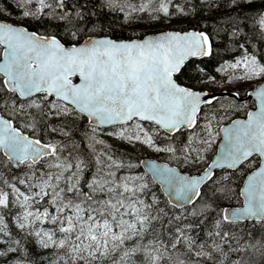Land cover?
<instances>
[{
    "label": "snow or ice",
    "instance_id": "6c2138e0",
    "mask_svg": "<svg viewBox=\"0 0 264 264\" xmlns=\"http://www.w3.org/2000/svg\"><path fill=\"white\" fill-rule=\"evenodd\" d=\"M226 2L228 12L221 20L244 53L227 67L240 70L236 79L259 80L264 63L240 38L241 28L248 27L242 22L250 20L264 39V11L254 16L242 11L253 0ZM18 3L24 19L57 21L71 42L0 19V234L8 238L0 257H11L6 264L34 261L5 217H15V227L47 252L44 264H226L229 253L250 248H258L264 258V241L242 246V238L232 232L246 222L264 226V84L249 93L257 110L221 127L224 116L201 113L215 98L175 79L190 57L213 54L210 33L166 31L118 40L90 34L96 25L89 27L88 19L95 13L87 10L86 0ZM201 3L209 10L224 8L217 0ZM104 6L126 17L147 12L157 21L198 11L190 0L183 5L174 0H141L138 5L104 0ZM77 120L86 126L74 129ZM178 133H187L179 147L173 139ZM101 135L166 153L185 166L204 167L192 175L144 162L149 179L135 172L140 163L118 158ZM221 135L209 162L207 153ZM153 185L168 197L165 206ZM172 210L183 211V217ZM164 218L169 225L181 222L169 243L152 229ZM206 220L212 230L198 242L191 233ZM150 232L154 238L145 243ZM180 245L184 251L173 257L169 247ZM231 264L248 261L239 258Z\"/></svg>",
    "mask_w": 264,
    "mask_h": 264
},
{
    "label": "trees",
    "instance_id": "16d2710c",
    "mask_svg": "<svg viewBox=\"0 0 264 264\" xmlns=\"http://www.w3.org/2000/svg\"><path fill=\"white\" fill-rule=\"evenodd\" d=\"M80 2L83 3L85 2V0H80ZM121 2H123V0H121ZM174 2L183 5L186 3V0H174ZM190 2L191 4L196 5L198 8V11L195 15L185 17L177 14L170 20L161 19L157 21L153 20L151 18V15L147 12H135L131 17H126L125 13L104 6V0H86L87 10L95 13V15L90 16L88 19L89 27H91L93 23L96 25V31L90 34L100 36L107 35L113 39L124 40L141 38L145 35L155 34L157 32L167 30L184 31L189 29H196L199 31H206L210 33V38L214 41L213 54L208 58L193 60L187 63L181 73L177 76V80L181 83H185L191 86L192 88H208L214 90V87L217 84L223 83L228 79V77L220 75V67L226 63L235 62L236 60L241 58V56L244 54L243 49H241L238 44L233 42V38L230 35L231 29L228 23L221 20V17H225L228 12L229 5L227 4L226 0H217L218 3L224 5L223 10H209L201 3V0H190ZM0 3L4 4V1L1 0ZM4 10L5 8L0 6V17H2L1 14L4 12ZM191 10L192 9L189 8V11ZM242 11L248 13L250 16H254L258 12L264 11V0H253V2L249 5H246L242 9ZM242 23L248 24V27L241 28V31L242 33H244V35L240 39L244 42V48H246L249 53L255 54L257 58L260 59L262 63H264V39L261 38L257 28L252 25V22L250 20L244 21ZM58 24L59 22L57 21H50L45 19L44 17H41L40 20H38L37 24L30 26V28L41 34H59L63 42H65L66 44L70 43L71 41L64 34V31L66 30L61 31V29L57 27ZM169 24H178L181 26H174L172 29L157 28L161 25ZM100 29H103V31H101ZM142 29L148 30L142 31ZM127 30H133L134 32H130ZM253 88L254 86H249L228 91L236 92L240 97H244L246 93ZM236 105H239L238 110H230L233 106ZM254 108V102L239 104L233 99L224 98L216 102L214 105L207 107V109H205L203 113L208 112L211 114V112L214 111L219 116L225 117L224 121L222 122V124H225L235 118L245 117L246 112ZM85 126L86 125L84 124L83 120H77L73 124L74 129ZM149 126L152 127L151 125ZM173 139L176 145L179 147L182 142H186L187 133H185L184 135L178 133ZM77 140H80V136H77ZM162 142L163 141L161 139H157V143ZM105 143L111 145L112 150H114L118 158L130 159L133 163H140V161L144 158H151L166 162L170 165L178 167L184 172L189 173H198L199 170L204 167V164H202L196 170H192L193 167L185 166L181 160L173 159L166 153H151L144 150L143 148H140L139 146H137L136 149H128L122 146H116L115 144H112L110 142ZM97 147L101 151L103 150V146L98 145ZM81 149L83 150V144H81ZM215 153L216 147L212 150L211 153L207 155V157L209 158V162L215 155ZM135 172L145 174L141 167L135 169ZM148 178L151 179L149 176ZM235 183L240 184L241 180L237 179ZM158 189V185H153V191H156V194L160 198L161 206L163 207L165 206L164 202L167 200V198L162 193L161 189ZM236 203V201H233V204ZM198 204L199 201L196 203V205ZM196 205H193L192 207H195ZM15 210L16 209L14 208L13 211ZM172 211H175L176 215H180L181 217H183V211ZM14 219L15 217H5V222L9 225V228L15 234V237L21 240V246L28 249L29 258L34 261V264H44L47 252L38 248L31 241V238L24 236V234L15 227ZM190 220L191 218H189V220L182 219V223L187 224L190 222ZM178 223L181 222L178 221L174 222L172 225H169L167 223V218H164L163 220L154 223L152 225V229L154 230L155 234L159 235L161 239L164 240L165 243H169L170 233ZM45 227L48 226L45 225ZM210 230H212L211 220H206L199 229L193 231L191 234L196 237L197 241L199 242L207 238L206 233ZM232 232L234 235L242 238L240 240V244L242 246L253 244L257 241H264V226L258 223L255 225L247 222L242 223L238 227L232 228ZM153 238L154 236L152 232H150L145 237V243L149 239ZM7 239V237H4L2 234H0V240L6 241L5 244L0 245V248L7 247ZM232 246H236V241H232ZM227 247L228 246L225 245L226 251ZM168 251L172 253L173 257H176L180 255L184 251V249L183 246L180 245L176 250H173L169 247ZM181 258L187 259L186 256H181ZM239 258H243L245 261H248V264H264V258L261 257L258 248H250L247 252L244 253H229V259L226 261V264H231L232 261ZM7 259H11V257H0V264H6ZM164 264H169V262L165 261Z\"/></svg>",
    "mask_w": 264,
    "mask_h": 264
},
{
    "label": "rangeland",
    "instance_id": "374dc122",
    "mask_svg": "<svg viewBox=\"0 0 264 264\" xmlns=\"http://www.w3.org/2000/svg\"><path fill=\"white\" fill-rule=\"evenodd\" d=\"M10 1H13L15 3V5L20 10H22V7L18 3V0H10ZM123 2H127V3H131V4L138 5L141 2V0H129V1L123 0ZM34 6L35 5H32L31 7H34ZM123 13H125V12H123ZM9 19L11 21L15 22L16 24H27L30 21H35V20H31V19H24L22 17V15H20V16H12V17L9 16ZM174 26H181V25H178V24H174V25L169 24V25H161V26H159L157 28H162V29H169V28H171L172 29ZM146 30H148V29H142V31H146ZM127 31L134 32L133 30H127ZM229 64H233V63L225 64V65H223L220 68L221 75L228 77L227 82L225 84L224 83H221V85L216 86L214 91L221 92V91L226 90V89H229V88L230 89H237V88H242V87L255 86V85L259 84V82H262L264 80V77L260 78L259 80H252V81H248V80L241 81L239 79H236V77L239 76L240 72H238L239 71L238 69H231V68L227 67ZM111 130L118 131L119 128H114V129H111ZM99 138L100 139H103L105 142H110L112 144H115L116 146H122V147H125V148H128V149H136V147L139 146L140 148H143L144 150L149 151L151 153H154L155 152L152 149L148 148L147 146L140 145V144H129L126 141H122V140L117 139L115 136L101 135ZM219 141H220V137L217 138L216 144H214L213 147H212V149H210L208 151L207 155L209 153H211L212 150L215 147H217ZM200 165H202V164H200ZM200 165H198L197 167H193L192 170H196ZM14 221H15V219H14Z\"/></svg>",
    "mask_w": 264,
    "mask_h": 264
},
{
    "label": "water",
    "instance_id": "95a60500",
    "mask_svg": "<svg viewBox=\"0 0 264 264\" xmlns=\"http://www.w3.org/2000/svg\"><path fill=\"white\" fill-rule=\"evenodd\" d=\"M166 32V31H165ZM158 34H160V33H157V34H153V35H158ZM206 57H209V56H206ZM202 58H205V57H190L186 62H185V65L189 62V61H191V60H195V59H202ZM184 65V66H185ZM184 68V67H183ZM182 68V69H183ZM181 69V70H182ZM181 72V71H180ZM179 74V73H178ZM177 74V75H178ZM262 84H264V82L263 83H261L259 86H261ZM181 85V84H180ZM182 86V85H181ZM258 86V87H259ZM255 90V89H254ZM254 90H252L251 92H249V93H252V92H254ZM203 93H207L208 94V97H206V98H212V97H214L215 99H214V102L216 101V100H218L219 98H224V97H230V98H234L235 100H237L238 102H241V103H244V102H247V101H250V100H253V101H255L256 102V105L258 104V102L256 101V99H255V96L254 95H249V93H248V96L246 97V98H243V99H241V98H239V96L238 95H236L235 93H227V92H203ZM204 106V105H203ZM202 106V107H203ZM257 110V107H256V109H254V110H252V111H256ZM243 119H246V117L245 118H243ZM230 124V123H229ZM228 124H226V125H224V126H227ZM224 126H222V127H224ZM110 127H112V126H110ZM222 143V135H221V141H220V143H219V145ZM218 145V146H219ZM217 154V153H216ZM214 158H215V156H214ZM213 158V159H214ZM144 162H147V163H151V162H155V163H158V164H161V165H163V164H167V163H164V162H159V161H156V160H152V159H143L142 161H141V166H142V169L151 177L152 176V174L150 173V172H148V170H147V168L146 167H144ZM169 165V164H168ZM170 166V165H169ZM171 167H173V166H171ZM174 168H177V167H174ZM178 169V168H177ZM179 170V169H178ZM217 171H220V170H217ZM183 173V172H182ZM185 174H187V173H185ZM162 192H163V190H162ZM165 195V194H164ZM166 196V195H165ZM167 197V196H166ZM167 199H168V197H167ZM189 206H192V205H189ZM189 206H186V207H189Z\"/></svg>",
    "mask_w": 264,
    "mask_h": 264
},
{
    "label": "flooded vegetation",
    "instance_id": "af4514ba",
    "mask_svg": "<svg viewBox=\"0 0 264 264\" xmlns=\"http://www.w3.org/2000/svg\"><path fill=\"white\" fill-rule=\"evenodd\" d=\"M1 1V0H0ZM4 4L2 3V7L5 8L4 12L1 14L2 17H0V19L4 20V21H11L9 19V16H20L22 13V10H20L13 1L10 0H3ZM6 13V14H5ZM8 14V15H7ZM40 20V19H39ZM13 21H11L12 23ZM38 20L35 21H30L27 24H23L26 27H28L30 30H33L30 28V26H33L35 24H37ZM34 31V30H33Z\"/></svg>",
    "mask_w": 264,
    "mask_h": 264
},
{
    "label": "bare ground",
    "instance_id": "6f19581e",
    "mask_svg": "<svg viewBox=\"0 0 264 264\" xmlns=\"http://www.w3.org/2000/svg\"><path fill=\"white\" fill-rule=\"evenodd\" d=\"M3 1V0H2ZM0 6H2V3H0ZM126 16V15H125Z\"/></svg>",
    "mask_w": 264,
    "mask_h": 264
}]
</instances>
